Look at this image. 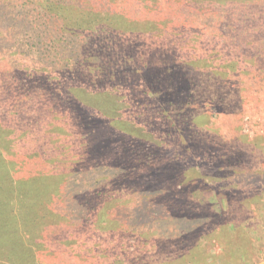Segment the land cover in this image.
<instances>
[{"label":"rangeland","instance_id":"374dc122","mask_svg":"<svg viewBox=\"0 0 264 264\" xmlns=\"http://www.w3.org/2000/svg\"><path fill=\"white\" fill-rule=\"evenodd\" d=\"M137 250L264 264V0H0V264Z\"/></svg>","mask_w":264,"mask_h":264},{"label":"trees","instance_id":"16d2710c","mask_svg":"<svg viewBox=\"0 0 264 264\" xmlns=\"http://www.w3.org/2000/svg\"><path fill=\"white\" fill-rule=\"evenodd\" d=\"M116 13H117V21H118V23L119 24H121V23H124V21L122 20V18H121V16H120V14H119V11L116 9ZM149 19V18H148ZM155 19V17L154 18H150L149 19V21H148V25L151 23V21L150 20H154ZM169 20V19H168ZM171 21V20H170ZM168 24H171L172 25V23L170 22V23H166L165 24V29L162 27V29H161V26H159V28L161 29V31H162V33L163 34H168V32H170L171 30H168L167 29V26L166 25H168ZM132 29V27H130V30ZM151 29V28H150ZM152 31L154 32L155 30L154 29H152ZM161 33V34H162ZM136 34V33H135ZM161 36V35H160ZM197 45L201 48V49H199L198 47H197ZM206 47V46H205ZM194 52H195V55L193 54V56H194V59H193V61H192V63L193 64H195V62L196 63H199V70L197 71V73L196 74H191V73H187L188 74V77H189V80L191 81L192 79H194L189 85H191V84H193L195 81H196V79L199 77V72L203 69V67L205 68V67H208V66H210V61H209V58H208V56H207V53H205V48H204V46H203V44L201 43V41L199 40V39H195V41H194ZM190 53L188 52L187 53V55H189ZM96 77V76H95ZM16 82H18V81H16ZM187 86V85H186ZM185 86V88H186V91L189 93V89H193V87H186ZM91 88H95V90H90ZM90 92V93H94L95 95H97V96H99V98H100V91L98 90V88L95 86V85H88V86H86L85 87V92L87 93V92ZM220 92H223V94H225V93H227L226 92V87L223 85L222 87L220 86V88L218 89V93L220 94ZM234 92V91H233ZM82 95V94H81ZM83 96H85V94H83ZM27 100H29V97H27L26 98ZM30 102H32V103H37L36 102V100L35 101H30ZM188 103H186V105H187ZM169 109V105L167 104V110ZM31 115V114H30ZM170 116H168V118H169ZM35 118L36 117H34L33 115H31L30 116V120H29V124H33L34 122H35ZM10 130V129H9ZM11 131V130H10ZM87 247V246H86ZM156 248H160V246H159V244L157 243L156 244ZM86 249V248H85ZM64 250H68V248H66V249H64ZM138 251V250H137ZM145 251L143 250V251H138V252H135V254L136 255H134V252L133 251H129L128 252V255H127V258H126V260L123 262V264H148V259H150V257H147V255H145V253H144ZM138 255V256H137ZM151 256H152V258H154V259H161L162 258V260H164V257H163V255L161 254V253H156L155 254V252H153L152 254H151ZM136 258V259H135ZM183 260V259H182Z\"/></svg>","mask_w":264,"mask_h":264}]
</instances>
